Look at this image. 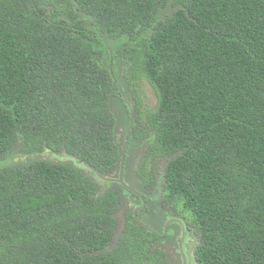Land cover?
Masks as SVG:
<instances>
[{"label":"trees","instance_id":"16d2710c","mask_svg":"<svg viewBox=\"0 0 264 264\" xmlns=\"http://www.w3.org/2000/svg\"><path fill=\"white\" fill-rule=\"evenodd\" d=\"M119 61L156 94L146 125L198 264H264V0H0V264H163L134 219L114 243L118 194L77 167L117 160ZM18 146L33 157L13 167Z\"/></svg>","mask_w":264,"mask_h":264},{"label":"flooded vegetation","instance_id":"af4514ba","mask_svg":"<svg viewBox=\"0 0 264 264\" xmlns=\"http://www.w3.org/2000/svg\"><path fill=\"white\" fill-rule=\"evenodd\" d=\"M120 91L122 90L120 89ZM121 96L122 94L119 95V97ZM121 128H119L120 130L117 128L115 134L121 133L122 136L125 134L124 140H120L121 137L118 135L115 136V140L114 136L112 137L114 148L118 154H116L117 160L111 168L104 172L96 170V174H93L85 165L76 164L77 167L81 168L83 172L87 171V179L98 188V197L112 192L118 194L120 204L114 213L118 223L116 230L120 228L122 219L126 223L129 219L130 221L134 219L146 229L147 233L156 237L152 243L153 251L161 252L163 264H198L197 251L201 244L200 236L192 228L194 225L190 226L185 215L173 208L164 193V170L171 158L169 157L168 160L155 152L151 153L152 159L147 158L149 152L146 154L148 150L146 145L155 140L153 132L145 137L142 135L143 131L139 130L138 135L135 136L137 127L131 131L129 128L127 134L125 131L121 132ZM150 131L152 130L148 132ZM138 150L139 155L137 156ZM45 153L48 157L53 152L48 150ZM53 154L50 159L59 157L57 153ZM59 155L58 161L65 163L71 160L64 154ZM153 165L157 166V169H154ZM154 175L164 176L159 198L156 201L159 210L154 207V202H151L147 193L145 194V190L151 191V193L155 191L154 182L150 178ZM154 210H158L156 218Z\"/></svg>","mask_w":264,"mask_h":264},{"label":"rangeland","instance_id":"374dc122","mask_svg":"<svg viewBox=\"0 0 264 264\" xmlns=\"http://www.w3.org/2000/svg\"><path fill=\"white\" fill-rule=\"evenodd\" d=\"M108 68H112L111 66L109 67L107 65ZM115 71H116V75L114 74L115 77H117L118 82L117 84L118 89L122 90V96L119 97L117 96L116 98H112L110 100V111H111V117L113 120V129H112V136H114V140H115V136L118 135L120 138V140H124V135L122 136L121 133H117L115 134V131L117 130V128H121V132L125 131V133L127 134V132L134 129V127L137 129L140 128V131H143L142 135L145 137H148V135H150L151 132L154 133V130L149 131V129L147 128L146 123L149 122V118H150V114L152 111L155 110L156 106H157V97L155 92L153 91V89L151 88V86L144 81V84L141 85L142 90H138L136 92H134L132 90V87L130 85V75L127 74L128 69V63L127 62H118L115 65ZM113 72L114 69L112 68ZM143 129V130H142ZM113 130H114V134H113ZM120 130V129H119ZM155 140H152L150 143H148L146 145V147H148V150L146 151V154L148 155L147 158L152 159L151 157V153L155 152L154 150L155 148ZM152 147V148H151ZM141 148V147H140ZM139 148V150H140ZM139 150L137 152V156L139 155ZM12 155L11 158L9 160H13L14 163H11V166L16 167L19 166L22 162H28L32 159L33 155H28V156H24L23 154H21V150L20 147H15L12 150ZM47 153H41L37 155L38 159H47ZM159 155V154H158ZM161 155V154H160ZM58 158H60V155L58 154ZM163 156V155H162ZM165 157V156H164ZM36 158V159H37ZM58 158H54L51 159V162L53 163H58ZM168 160L170 159L169 157H166ZM9 161H7L6 163L8 164ZM158 162V161H156ZM67 165L69 166H73L74 163L72 160H70L69 162H65ZM84 165V164H83ZM154 169H157V166L153 165ZM83 172V170H82ZM83 174H85V176L88 178V173L87 171L83 172ZM151 178V181L154 182V188L155 191L154 193H151V191H147L145 190V194L147 193L148 197L151 199V202H154V207L158 208V205L156 204V201L159 198V193H160V189L161 186L164 182V176L160 175L157 177V175H154ZM157 178V180H155ZM151 182V184H152ZM151 190V188H150ZM177 211H179V209L177 207H174ZM160 208H158L159 210ZM158 210H154V214L156 215V212H158ZM157 217V215L155 216V218ZM185 217L187 219H191V217L189 216V213H185ZM192 220V219H191ZM193 221V220H192ZM188 223L190 224V226H192L193 224L191 223V221L188 220ZM193 229H195L194 227H192Z\"/></svg>","mask_w":264,"mask_h":264},{"label":"water","instance_id":"95a60500","mask_svg":"<svg viewBox=\"0 0 264 264\" xmlns=\"http://www.w3.org/2000/svg\"><path fill=\"white\" fill-rule=\"evenodd\" d=\"M89 169H91V167L88 166ZM93 170V169H92ZM126 228V222L124 219L121 220V223H120V228L116 230V232L114 233V238H113V241L115 244H117L124 232Z\"/></svg>","mask_w":264,"mask_h":264},{"label":"clouds","instance_id":"9594fccd","mask_svg":"<svg viewBox=\"0 0 264 264\" xmlns=\"http://www.w3.org/2000/svg\"><path fill=\"white\" fill-rule=\"evenodd\" d=\"M86 166V168H88V165H85ZM89 167H91V166H89ZM89 169V168H88ZM93 169V170H92ZM93 174H96V169L95 168H93V167H91V169H89Z\"/></svg>","mask_w":264,"mask_h":264}]
</instances>
